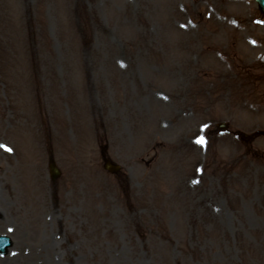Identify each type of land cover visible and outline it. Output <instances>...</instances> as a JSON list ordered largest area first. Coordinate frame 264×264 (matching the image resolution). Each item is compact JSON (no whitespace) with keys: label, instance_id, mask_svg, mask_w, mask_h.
Returning <instances> with one entry per match:
<instances>
[{"label":"rangeland","instance_id":"obj_1","mask_svg":"<svg viewBox=\"0 0 264 264\" xmlns=\"http://www.w3.org/2000/svg\"><path fill=\"white\" fill-rule=\"evenodd\" d=\"M258 127L255 0H0V264H264Z\"/></svg>","mask_w":264,"mask_h":264},{"label":"snow or ice","instance_id":"obj_2","mask_svg":"<svg viewBox=\"0 0 264 264\" xmlns=\"http://www.w3.org/2000/svg\"><path fill=\"white\" fill-rule=\"evenodd\" d=\"M258 23H260V22H258ZM206 128H207V125H205L204 128L201 129V131L206 130ZM194 142L201 147H203L206 143L204 137H202V136L198 137ZM0 148H2L4 151L9 152V153H11V151H12V149L8 148L6 145H0Z\"/></svg>","mask_w":264,"mask_h":264},{"label":"water","instance_id":"obj_3","mask_svg":"<svg viewBox=\"0 0 264 264\" xmlns=\"http://www.w3.org/2000/svg\"><path fill=\"white\" fill-rule=\"evenodd\" d=\"M262 0H260V2H261ZM264 1V0H263ZM262 4L264 5V3L262 2ZM264 9V8H263Z\"/></svg>","mask_w":264,"mask_h":264}]
</instances>
